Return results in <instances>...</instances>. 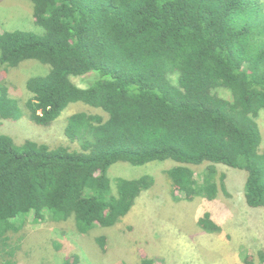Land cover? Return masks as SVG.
Segmentation results:
<instances>
[{
	"label": "trees",
	"instance_id": "1",
	"mask_svg": "<svg viewBox=\"0 0 264 264\" xmlns=\"http://www.w3.org/2000/svg\"><path fill=\"white\" fill-rule=\"evenodd\" d=\"M28 1L42 31L0 33V119L26 113L46 127L76 102L105 115L67 119L65 137L81 150L17 143L0 132V264H18L26 225L47 221L67 224L72 237L88 234L105 252L106 237L95 233L117 225L154 183L146 175L111 186L108 171L118 162L179 164L165 172L176 201L216 199V166L239 169L247 173V206L264 208L262 0ZM24 64L47 72L22 79L21 105L3 78ZM83 76L94 77L86 89L71 80ZM205 163L195 179L189 166ZM197 225L222 231L208 213ZM53 247L63 251L62 264L82 263L78 248ZM257 255L264 264V251Z\"/></svg>",
	"mask_w": 264,
	"mask_h": 264
},
{
	"label": "rangeland",
	"instance_id": "2",
	"mask_svg": "<svg viewBox=\"0 0 264 264\" xmlns=\"http://www.w3.org/2000/svg\"><path fill=\"white\" fill-rule=\"evenodd\" d=\"M34 22L33 5L29 1L0 0V32L7 27L40 33L42 30ZM13 72L16 76L11 77V81L3 80L17 90L15 95L22 105L28 99L22 79L45 76L47 69L37 64H24L13 69ZM93 80L92 76L72 79L80 89H86ZM219 95L230 98L226 90H219ZM74 112L105 115L101 109L79 102L70 104L56 122L46 127L33 124L24 113L18 121L4 124L0 121V132L17 143L30 140L50 148L63 145L81 150L78 143H71L64 134L67 117ZM257 123L264 146V109L260 111ZM176 166L179 164L171 160L142 166L118 162L111 166L108 171L111 186L117 178L136 179L146 175L152 176L154 183L142 193L130 213L117 225L105 229V232L95 233L107 236L105 252L88 234L72 237L67 224L56 226L48 221L39 225L30 223L25 227L27 238L18 254V264H62L63 251L55 252L53 243H60L66 253L70 250L65 249L73 248V251L78 248L81 264H86L83 263L84 258L87 264H137L143 256L152 258L154 264H249L245 263V259L259 264L257 254L264 251V208L252 209L246 205L244 186L247 173L218 165L216 178L219 194L216 199L176 201L165 176L167 170ZM189 167L194 171L195 179H198L207 163ZM173 194L180 197L177 192ZM205 213L221 227V232L208 234L198 227L197 221ZM82 239L84 242L80 251ZM35 243L48 249L42 250ZM247 254L249 257H245Z\"/></svg>",
	"mask_w": 264,
	"mask_h": 264
},
{
	"label": "clouds",
	"instance_id": "3",
	"mask_svg": "<svg viewBox=\"0 0 264 264\" xmlns=\"http://www.w3.org/2000/svg\"><path fill=\"white\" fill-rule=\"evenodd\" d=\"M27 1H28V0H27ZM15 31H17V30H12V29H9V28L6 27V30H3V31L0 32V33H3V32H15ZM7 69L10 70V72H8V73L5 74V79L8 80V81H11V80H12L11 77L16 76V74L13 72V69H11V68H9V67H8ZM25 78H26V77H25ZM73 78H74V77H72L71 80H72ZM72 82H73V81H72ZM19 83H20V82H19ZM19 83H18V84H19ZM74 84H75V83H74ZM75 85H76V84H75ZM8 86L10 87V89L13 88V87L11 88V86H12L11 84H8ZM27 95H28V94H27ZM19 99H20V98H19ZM76 103H79V102H76ZM80 103H82V102H80ZM70 104H73V103H69V104L64 108V110H65ZM64 110H63V111H64ZM24 111H25V109H24ZM76 113H80V112L69 113V116L67 117V119H68L70 116H72V115H74V114H76ZM84 113H85V112H84ZM60 116H61V115H60ZM60 116H59V117H60ZM22 117H23V116H22ZM22 117H21V118H22ZM27 117H28V116H27ZM59 117H58V118H59ZM21 118H20V119H21ZM58 118H57L54 122H56V121L58 120ZM20 119H19V120H20ZM28 120H29V118H28ZM0 121L3 123V122H8V121H10V120H2V119H0ZM17 121H18V120H17ZM3 124H4V123H3ZM33 124H34V123H33ZM5 135H6V134H5ZM142 177H143V176H142ZM139 178H140V177H139ZM192 201H193V200H192ZM188 202H189V201H188ZM246 205H247V204H246ZM122 219H123V218H122ZM101 235H102V234H100V236H101ZM103 236L107 237L106 235H103ZM146 257H148V256H146ZM148 258H149V257H148ZM150 259L152 260V258H150ZM140 260H141V259H140ZM17 261H18V260H17ZM152 261H153V260H152ZM139 262H140V261H139ZM139 262H138L137 264H139ZM153 263H154V261H153ZM30 264H31V263H30Z\"/></svg>",
	"mask_w": 264,
	"mask_h": 264
}]
</instances>
